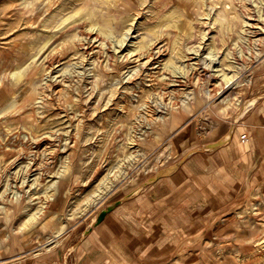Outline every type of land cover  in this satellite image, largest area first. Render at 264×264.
Returning a JSON list of instances; mask_svg holds the SVG:
<instances>
[{
    "label": "rangeland",
    "instance_id": "rangeland-1",
    "mask_svg": "<svg viewBox=\"0 0 264 264\" xmlns=\"http://www.w3.org/2000/svg\"><path fill=\"white\" fill-rule=\"evenodd\" d=\"M261 98L264 0H0V264H101L76 245L97 220L172 201L178 159ZM239 163L225 194L216 170L210 200L187 190L184 236L148 264H264V177Z\"/></svg>",
    "mask_w": 264,
    "mask_h": 264
},
{
    "label": "crops",
    "instance_id": "crops-1",
    "mask_svg": "<svg viewBox=\"0 0 264 264\" xmlns=\"http://www.w3.org/2000/svg\"><path fill=\"white\" fill-rule=\"evenodd\" d=\"M239 120L235 124L238 130L235 133L232 132L227 141L222 140L225 137V132H222V129L219 128L212 138L207 141H211L210 143L213 145L219 143L210 147L213 149L197 150L183 159H178V167L179 169L182 168L184 172L179 171L172 175L169 174L167 178H170L169 176L175 177L178 181L177 187H189L179 191L175 197H172V201H170V197H163V194H154L155 191L153 190L156 189H153L151 191L153 194L148 192V196L144 197L145 200L139 199L138 202L130 203L138 205L135 209L136 213L131 218L128 215L124 217L121 212L104 213L97 220L95 227L89 229L83 241L76 244L79 246H77L79 252L91 248L90 252L94 251L100 254L98 260L102 261L101 264H106L111 258L116 262L115 258L118 255L122 256L121 253L127 252H132L137 258L139 257V263H143L141 259H144L145 264H148L145 259H148L151 263L155 251L161 253L159 255L168 251L170 235L181 234L184 236L185 217L182 214L183 211L175 205L184 202L188 189H191L192 199L195 198L199 205L201 201L210 200V197L206 198L205 190L202 189V186L204 187L202 179L209 178V176H212L211 172L216 170L217 174L213 175L212 178L216 179L215 187L218 188L213 191L211 187L210 193L225 194L223 190L234 182L242 183V170H240V167L238 170L228 169L231 166L230 163L240 164L239 162H244L247 169L252 164L254 171L259 170L264 177V98L249 107ZM239 132H244L245 135L249 136L247 144L240 141ZM184 137L183 155L186 153ZM200 141L202 142V140ZM203 144L205 145V143L201 145ZM186 174L192 178V181L187 180ZM190 174H194V176ZM238 186H241V184ZM144 203L145 206L152 208L151 212L145 210L147 207H143ZM126 206L127 204H124L119 210L125 209ZM171 207L174 212H171ZM137 258L136 261H138ZM114 261H112V264H115ZM90 264L93 263L90 262Z\"/></svg>",
    "mask_w": 264,
    "mask_h": 264
},
{
    "label": "bare ground",
    "instance_id": "bare-ground-1",
    "mask_svg": "<svg viewBox=\"0 0 264 264\" xmlns=\"http://www.w3.org/2000/svg\"><path fill=\"white\" fill-rule=\"evenodd\" d=\"M219 57V56H218ZM205 59L207 60V62H208V64L210 65V66H212L213 64H214V62L217 60V56L215 55V53L213 52V51H208L207 52V55L205 56ZM217 64V63H216ZM172 68L174 69V70H176V69H178L177 67H175V66H172ZM212 69V68H211ZM179 70H181V69H179ZM179 72V71H178ZM217 72V71H216ZM222 78H223V80H224V82L225 83H230V81H231V79H232V76L231 75H228V74H222ZM237 83H238V81H233L231 84V86L230 87H234V86H236L237 85ZM253 103H254V101H253ZM252 103V104H253ZM224 138V137H223ZM225 139H226V141L229 139V135H227L226 137H225ZM217 144H219V143H217ZM216 144V145H217ZM221 144V143H220ZM216 145H212V146H216ZM57 238V237H56ZM57 241H58V239H56ZM42 246V245H41Z\"/></svg>",
    "mask_w": 264,
    "mask_h": 264
},
{
    "label": "built area",
    "instance_id": "built-area-1",
    "mask_svg": "<svg viewBox=\"0 0 264 264\" xmlns=\"http://www.w3.org/2000/svg\"><path fill=\"white\" fill-rule=\"evenodd\" d=\"M242 138H243V140H244V138L246 139V135L242 136Z\"/></svg>",
    "mask_w": 264,
    "mask_h": 264
}]
</instances>
